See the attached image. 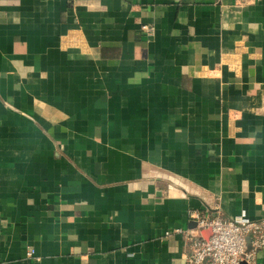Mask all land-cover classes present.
<instances>
[{
  "label": "crops",
  "instance_id": "obj_1",
  "mask_svg": "<svg viewBox=\"0 0 264 264\" xmlns=\"http://www.w3.org/2000/svg\"><path fill=\"white\" fill-rule=\"evenodd\" d=\"M190 212L264 220V0H0V264H187Z\"/></svg>",
  "mask_w": 264,
  "mask_h": 264
},
{
  "label": "built area",
  "instance_id": "obj_2",
  "mask_svg": "<svg viewBox=\"0 0 264 264\" xmlns=\"http://www.w3.org/2000/svg\"><path fill=\"white\" fill-rule=\"evenodd\" d=\"M248 1L235 0L239 5ZM74 2L69 0V5ZM140 31L146 37L153 32L148 26H142ZM164 193L168 194L167 186ZM188 219L195 223V228L174 231L189 241V253L185 258L187 264H257L264 249V220L230 221L218 216L201 217L196 212H190ZM205 233L209 234L207 238Z\"/></svg>",
  "mask_w": 264,
  "mask_h": 264
},
{
  "label": "water",
  "instance_id": "obj_3",
  "mask_svg": "<svg viewBox=\"0 0 264 264\" xmlns=\"http://www.w3.org/2000/svg\"><path fill=\"white\" fill-rule=\"evenodd\" d=\"M156 189L160 191L161 188H160V186H158ZM208 236H209L208 233H205V234H204V237H205V238H207ZM249 242H250V240L248 239V242H247V243L249 244ZM249 246H250V245H248V247H249Z\"/></svg>",
  "mask_w": 264,
  "mask_h": 264
}]
</instances>
